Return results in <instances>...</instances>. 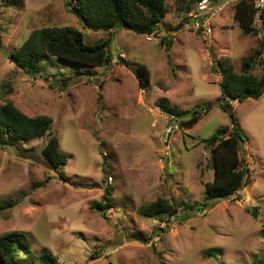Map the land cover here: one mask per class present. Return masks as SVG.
<instances>
[{"label": "rangeland", "instance_id": "rangeland-1", "mask_svg": "<svg viewBox=\"0 0 264 264\" xmlns=\"http://www.w3.org/2000/svg\"><path fill=\"white\" fill-rule=\"evenodd\" d=\"M165 2L155 31L110 30V62L88 66L51 55L29 70L8 53L34 28L72 25L87 43L109 31L82 26L65 0H0V103L11 100L28 115L51 117L67 154L61 178L41 155L45 136L15 140L23 151L0 145V199H12L0 208V235L21 229L36 254L50 250L58 264H250L264 250V91L231 100L247 180L234 196L203 205L204 183L214 174L208 138L232 123L216 102L221 75L212 66L224 55L239 71L263 31L245 34L233 16L235 4L212 17L207 37L184 25L170 31L184 12L175 0ZM140 63L149 69L144 86L135 71ZM251 71L259 76L261 65ZM160 99L183 109L210 107L182 127ZM106 188L108 207H92ZM157 197L178 208L165 217L168 224L138 211ZM212 246L220 252L206 256Z\"/></svg>", "mask_w": 264, "mask_h": 264}, {"label": "trees", "instance_id": "trees-1", "mask_svg": "<svg viewBox=\"0 0 264 264\" xmlns=\"http://www.w3.org/2000/svg\"><path fill=\"white\" fill-rule=\"evenodd\" d=\"M9 4L19 5L21 0H6ZM199 0H175L177 11L187 12ZM68 9L75 14L82 26L91 29L109 31L105 38L92 43L83 40L82 31L72 25H51L32 29L20 45L8 53V58L18 67L37 70L40 63L51 55L72 64L95 66L110 62L112 59L109 45L112 40L110 30L124 27L137 33H151L155 31L167 8L165 0H65ZM234 18L242 31L257 33L253 25V6L248 0H240L234 5ZM183 21L167 29L175 31L181 29ZM263 36L258 38V47L253 49L241 61L239 71L234 69L228 57L220 55L212 69L219 71L221 78L218 83L220 94L216 97L217 104L227 111L232 123L230 127L220 126L208 138L211 145L212 165L214 174L212 179L205 181V199L208 201L234 196L248 178V167L239 155L243 140L242 127L235 119L231 100H242L247 97L257 98L264 91V11L261 20ZM170 43L171 39H160ZM261 65L262 73L257 76L251 69L256 64ZM81 72V68H74ZM136 76L141 86L149 80V69L144 63L135 67ZM159 104L165 112L180 118V126L190 127L207 111L210 104L190 109L179 108L163 99ZM227 130L226 134L223 131ZM45 136V143L40 152L48 165L59 168V175L65 178L62 170L67 161V154L59 146V138L52 131V119L46 115H28L18 108L11 100L0 103V145H16L20 151L26 147L18 145L15 140H29ZM22 154V153H21ZM106 188L102 200L91 205L102 209L108 207L105 198L110 194ZM12 203V199H0V208ZM138 211L146 216L164 220L178 211L176 205L165 197H157L148 203L138 206ZM168 224L169 219H165ZM264 235V225L261 228ZM221 248L217 246L205 249L206 256L216 255ZM0 264H58L56 256L47 249L37 254L32 250L27 233L21 229H13L0 235ZM250 264H264V250L256 255Z\"/></svg>", "mask_w": 264, "mask_h": 264}, {"label": "built area", "instance_id": "built-area-1", "mask_svg": "<svg viewBox=\"0 0 264 264\" xmlns=\"http://www.w3.org/2000/svg\"><path fill=\"white\" fill-rule=\"evenodd\" d=\"M240 0H199L186 14L183 21L185 27L193 28L203 37L212 32L211 19L227 5H234ZM253 6V25L261 28V20L264 11V0H248ZM149 38L150 36L147 35Z\"/></svg>", "mask_w": 264, "mask_h": 264}]
</instances>
